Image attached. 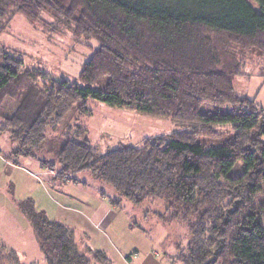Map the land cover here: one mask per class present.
<instances>
[{"label":"trees","instance_id":"16d2710c","mask_svg":"<svg viewBox=\"0 0 264 264\" xmlns=\"http://www.w3.org/2000/svg\"><path fill=\"white\" fill-rule=\"evenodd\" d=\"M43 13L98 46L80 83L51 79L0 49V106L16 103L0 129L15 142L11 157L35 158L47 127L70 109L88 114L89 99L168 120L187 131L105 153L76 125L56 160L40 163L60 177L89 172L136 204L164 199L168 218L189 229L178 255L183 264H264V203H256L264 183V110L233 85L245 52L264 58V0H0V33L6 18L38 22ZM204 104L245 109L208 114L200 111ZM225 125L229 131H217ZM18 208L46 264H112L31 199ZM4 260L18 257L0 239Z\"/></svg>","mask_w":264,"mask_h":264},{"label":"rangeland","instance_id":"374dc122","mask_svg":"<svg viewBox=\"0 0 264 264\" xmlns=\"http://www.w3.org/2000/svg\"><path fill=\"white\" fill-rule=\"evenodd\" d=\"M250 3L257 9L254 2ZM42 18L43 21L38 22H30L19 14L6 18L0 33V49L5 48L7 52L20 55L26 68L39 70L51 79L80 83L82 67L98 44L93 39L75 38L70 30L56 26L53 18L45 13ZM242 61V75L233 78L234 88L238 94L250 98L257 109L264 110V58L247 51L243 54ZM39 84L41 87L46 86L42 81ZM15 104L14 100L7 99L0 106V129L5 124V116L10 114ZM85 106L88 114H79L75 109H70L58 124L47 127L41 148L38 152L35 151V158L6 155L18 165L17 168H9L7 171H3L0 162L1 230L4 231L6 226L3 221L8 225L11 222L8 214L1 212L9 208L6 206L10 205L11 196L17 203L26 199L34 202V197L38 204L34 205L36 210L43 212L51 220L58 206L54 203L63 204L67 201L73 204L67 205V208L78 212L108 205L111 207V213L103 222V227L111 248L108 249V245H105L102 251L111 258L112 264H183L178 255L187 247L190 239L189 229L185 222L168 218L167 202L164 199L147 198L139 204L133 203L120 196L109 184L95 179L86 171L71 174L77 183L64 186L63 182H60L63 179L57 172L48 169L53 174L46 175V168L44 169L38 160L55 161L67 136L72 137L77 133L76 125L87 130L89 143L97 147L100 153L122 145L141 147L149 138L183 133L187 129L165 119L146 116L131 109L110 108L91 99L86 101ZM244 109L245 106L230 104L221 107L204 104L200 107L202 113L208 114ZM216 128L220 132L230 130L229 125ZM9 137V129L0 131V150L3 154L15 146V142H11ZM237 174L238 171L231 172L233 176ZM51 175H54V178ZM5 188L10 194L7 200ZM5 202L8 205H1ZM258 202L264 203V183L262 191L256 196V203ZM75 230L83 233L79 229ZM23 234L24 238L20 236L19 240L24 244V240L28 242L32 230ZM11 236L14 240V235ZM76 237L77 240L80 239L78 235ZM87 242L92 249L99 250L90 244L91 240ZM7 245L5 244L11 249V246ZM16 254L18 262L10 263L4 260L0 263L46 264L45 259L40 260L37 254Z\"/></svg>","mask_w":264,"mask_h":264},{"label":"crops","instance_id":"0c3cea01","mask_svg":"<svg viewBox=\"0 0 264 264\" xmlns=\"http://www.w3.org/2000/svg\"><path fill=\"white\" fill-rule=\"evenodd\" d=\"M10 152L11 151L8 152V150H6L5 154H3L0 150V162L3 166V171H7L9 168H12V170H13V168L18 167V165L16 163H14L12 160L7 158L6 155H10ZM38 161L40 162V160H38ZM42 167H44V166L42 165ZM45 168L46 167H44V169ZM46 170H47L46 175L53 174V173H50L51 170L48 171V168H46ZM53 170H55V169H53ZM55 172H56V170H55ZM51 177L54 178V175H51ZM61 178L63 180L60 182H63L64 186H68L67 184H70V183H73V184L77 183V180L74 179L73 175H69V176L63 175ZM72 178L74 181L72 180ZM7 185H8V182L6 183V186ZM62 188H63V186H62ZM5 190L7 192L5 195L6 196L5 199L7 200V199H9L8 197L10 196V194L8 193L7 188H5ZM61 191L62 190H60V192ZM59 196H61V195H59ZM9 200H10V205H8L7 202H5V204H1V205H8L6 207H9V208H6L5 211L2 210L1 212L7 213L8 216L11 218V222H10V225H8L5 223V221H3L6 226H5L4 231H2L0 228V239L2 240V242L4 244H8L9 246H11V249H13L16 253H24V254H28V255L37 254L39 256L38 258L40 260L42 258L44 260V257L42 256V254L38 248V245H37V242L35 240L33 230H32V227H31L29 221L19 211L17 201H15L12 196L10 197ZM33 200H34V205H38L37 202L35 201L34 197H33ZM70 202H72V201H70ZM54 205H56V206L58 205V206H57L56 211L54 212V215L52 216V219L53 220L57 219L56 221H60V223H63L66 226L73 229L75 234L79 236L80 239L78 241L80 243L87 244L89 246L87 240H91L90 244H92V246H94V248H96V249L102 250V248L105 245H108V249L111 248V244L108 241V239L104 233V231H106V230H104V227H103V222L106 221V219L109 217V214L111 213V210H110L111 207H109L108 205H103V203H102L104 208L101 207V205H100L97 207H93L90 210H85L84 212H78V211L67 208V205H73L72 203H69L67 201H64L63 204L54 203ZM60 205H66V206H60ZM113 206L115 207L117 205H113ZM6 222H8V221H6ZM81 226H83V228H81ZM30 229L32 230V234L29 235V238L27 237L28 242L26 240H24L25 243L23 244V242H21L19 240V237L21 236L24 238L23 233L30 230ZM75 229H79V230L83 231V233H81ZM11 235H14V240H13ZM114 254H115V252H114ZM31 263H33V262H31Z\"/></svg>","mask_w":264,"mask_h":264}]
</instances>
